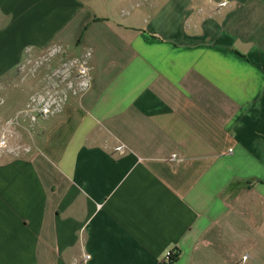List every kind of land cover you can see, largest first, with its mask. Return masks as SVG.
Here are the masks:
<instances>
[{
  "label": "crops",
  "instance_id": "1",
  "mask_svg": "<svg viewBox=\"0 0 264 264\" xmlns=\"http://www.w3.org/2000/svg\"><path fill=\"white\" fill-rule=\"evenodd\" d=\"M55 44L93 82L0 156V264H264V0H0V81Z\"/></svg>",
  "mask_w": 264,
  "mask_h": 264
},
{
  "label": "built area",
  "instance_id": "2",
  "mask_svg": "<svg viewBox=\"0 0 264 264\" xmlns=\"http://www.w3.org/2000/svg\"><path fill=\"white\" fill-rule=\"evenodd\" d=\"M149 1L150 0H139V3ZM226 5L227 2L222 1L220 6L225 7ZM40 53L41 56L37 57V60L32 63L30 58L35 54L31 53L30 49H27L24 59L17 66V68H20V66L24 68L25 65L30 64L31 68L28 69L30 75H35L40 68L44 67L46 71V75L43 77L45 86L32 93L29 96L26 109L18 112L22 113L21 115L23 116V118L19 120L21 126H16L15 121L10 118L6 121L0 120L3 121L0 122V156L7 154L16 157L21 153H28L31 150L30 145H26L27 143L21 150L18 149L20 146L18 143L16 145L10 144L9 137H13V133L8 135L9 129L10 131L15 128L21 130L24 129V121L28 119L30 123L34 124L35 117L45 119L49 115L59 113L64 103L69 98V94L78 95L80 98L92 86V67L90 64L92 52L90 50L78 56H70L67 54V50L64 47L55 44L36 54ZM32 127L28 128V134L31 132ZM123 150L121 146L117 147L119 153H122ZM170 159L174 160L175 155H172ZM176 255V251L167 252L165 263H172ZM86 259H88L87 255L84 256V260Z\"/></svg>",
  "mask_w": 264,
  "mask_h": 264
},
{
  "label": "rangeland",
  "instance_id": "3",
  "mask_svg": "<svg viewBox=\"0 0 264 264\" xmlns=\"http://www.w3.org/2000/svg\"><path fill=\"white\" fill-rule=\"evenodd\" d=\"M131 6L132 5H130V7ZM133 6H134V3H133ZM142 6H141V9L144 8ZM124 11L132 12L131 9L129 10L124 9ZM39 56H41V53L35 54L34 56H32L30 58L32 60L31 62L34 63V61L37 60V57ZM30 68H31L30 64L25 65L24 68L20 66V68H16L15 73L10 78V80H8V82L3 83L2 81H0L1 83L0 120L6 121L10 118L15 121V125L18 127L21 126L19 124V120L23 118V116L21 115L22 113H18V112L24 111L26 109V105L29 101V96L32 93L36 92L37 89H41V87L45 86V81L43 80V77L46 75V71L44 67L40 68L35 75L34 74L30 75V73L28 72V69ZM77 99H79L78 95L69 94V98L66 100V102L62 106V109L59 111V113L49 115L45 119H40L38 117H35V121L33 122L34 124L30 123L28 119L24 121V125H25L24 129H21V130H17L15 128L10 131L9 129L8 135H11V133H13V137H9V143L14 144V145L18 143L21 146V147L19 146L18 148L19 150H21L24 146L28 144L30 145L31 149L33 148V151H35L34 149L36 148L38 149V151L42 150L43 142H42V139L39 138L41 137V130H43L41 128L42 125L44 123L50 124V122L54 121L58 116H60L63 113V111L68 106H70L73 101H76ZM0 122H3V121H0ZM29 127H32V130L28 134L27 131ZM0 132H1V129H0ZM30 133H31V136H30Z\"/></svg>",
  "mask_w": 264,
  "mask_h": 264
},
{
  "label": "trees",
  "instance_id": "4",
  "mask_svg": "<svg viewBox=\"0 0 264 264\" xmlns=\"http://www.w3.org/2000/svg\"><path fill=\"white\" fill-rule=\"evenodd\" d=\"M175 257H176V256H175ZM175 257H174V260H175ZM174 260H173V261H174ZM173 261H172V262H173Z\"/></svg>",
  "mask_w": 264,
  "mask_h": 264
}]
</instances>
